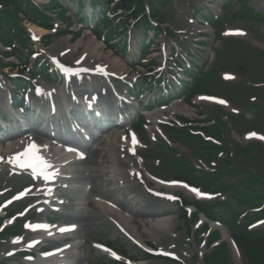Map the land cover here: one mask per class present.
I'll return each instance as SVG.
<instances>
[{
	"label": "rangeland",
	"instance_id": "374dc122",
	"mask_svg": "<svg viewBox=\"0 0 264 264\" xmlns=\"http://www.w3.org/2000/svg\"><path fill=\"white\" fill-rule=\"evenodd\" d=\"M88 0H84L83 4H86ZM175 2L168 5V7L165 9V12H173L175 11L177 14L176 18L168 19L166 22H170L173 28H175L172 21H174L178 27L182 28H188L192 29L193 25L191 24L188 26L187 22H185L186 15L193 14V10L191 9V4H195L196 6H201L204 0H174ZM37 5H41L44 7V4H47L45 2L47 1H41L36 0ZM69 0H61V3L68 5ZM77 2V1H76ZM76 2H72L74 5L72 16L75 19L74 22H72V25L75 29L79 31L80 28H82V35L79 37V39L72 38L71 35L67 34H59L55 38H53V43L50 46H46L45 48L41 46L40 44H37V48L41 50L46 58L49 59L51 56L56 57H63L67 59V61H72L73 64H76L77 59L80 57V55L86 51H89L88 49L91 48L90 41L93 39L92 34L85 28L86 26H82L83 24H79L80 21H77L80 19V17L76 18L77 15L76 11L78 8V4ZM250 5L255 7L257 9V12L264 13V0H252L250 1ZM237 6V5H236ZM84 13V11H83ZM82 13V14H83ZM263 18V17H262ZM167 19V18H166ZM228 24H225L227 28H237V27H244L247 30H250V34L246 37L240 38V40H244L248 45H252L257 52L263 51L264 52V22H245L242 21L237 22V20H231L226 19ZM264 20V18H263ZM57 27H59V30H65V26L62 25L59 19L56 20ZM224 26V28H225ZM143 32V31H142ZM152 34V33H151ZM133 39L130 40L132 43V46H135V48L131 51H129V54H133L136 56L135 52L137 49H139L140 40L142 39V33H138L136 31L133 32ZM153 35V34H152ZM215 38V34H212L209 38L210 41H213ZM166 41L170 44L171 39H166L165 34L159 36L158 42L159 45ZM218 49V58L215 64V68H213L210 72H206L205 74L202 72L201 76H198L195 79V84L189 91L190 96H194L196 93H206V91L215 94L220 93V95L226 97L224 90H223V83L221 81L220 71H226L229 70H236L239 71V79L241 78L242 82L244 84V88L239 91L238 95H241L245 97V102L248 104H254L256 106H262L264 105V102L261 101V99L258 101L261 103L259 105L257 102H253L251 97H259L261 94V91H264V77H258L255 75L251 69L257 65V60H255V56L253 53L249 51V54L247 55H239L237 52L239 49L246 48V45L244 43H233L230 40H226V43L223 44L221 40L216 42ZM103 46V45H102ZM252 46H250L252 48ZM102 56L106 59V64L109 65L111 70L119 71V72H131V70L127 69V66L131 65L129 62V58L125 55L123 56L121 52L113 53L109 51L107 48L102 47ZM253 49V48H252ZM205 52L203 53V55ZM205 56V55H204ZM204 56L201 59H204ZM159 58V57H158ZM115 60L116 62H113ZM262 61V59L260 58ZM206 66L211 67V63H208ZM52 71L53 67H51ZM5 72L0 70V107L5 106V94L10 90L7 86V76L10 75L11 72L9 69H5ZM238 76V75H237ZM238 79V80H239ZM39 84H41L44 88L43 97H41L39 102H44V100H48L51 98H56L58 95L57 90L61 87L65 88L64 84H61L58 86H53L51 84L46 83L43 79H39ZM238 80L236 82H238ZM32 98L33 94L31 95ZM180 106V105H179ZM210 106V105H208ZM182 112L185 110V105L180 106ZM213 107V106H211ZM232 108H236L241 110V112L247 111V106L245 103L234 104L231 106ZM231 107L229 109H224L226 112H229L231 110ZM264 107V106H263ZM200 109L206 110V105L202 104L199 107ZM192 111V110H191ZM194 111V110H193ZM215 113H218V107L212 109ZM180 112V109H179ZM178 112V113H179ZM194 112H197L195 110ZM171 113V112H170ZM169 113V114H170ZM209 113V111H207ZM264 113V112H263ZM262 113V114H263ZM172 114V113H171ZM256 114V112H255ZM28 116V115H27ZM231 116V121L233 119V115L229 112L226 114L225 121ZM264 117V114H263ZM203 118V117H202ZM248 121L249 127H241L243 130L242 132H246V130H252V129H258V126L261 124L263 126H260L261 129H258L262 133H264V119L261 120V123L259 122L257 117H248L244 119ZM227 124H229V121H226ZM137 125V131L139 136L142 139V143L145 147L150 148L153 141H149L146 132L144 131L142 124H136ZM163 134L166 135L169 139L172 141L175 140V144L173 146H176L178 149L182 150L183 153L189 156L190 150L193 151L192 145L187 144V148L184 146H181L176 141H181L178 137V131L175 128H171L168 126H163ZM116 134V132L112 131L106 134L101 138V143H105L103 149H107L104 151V153L100 152V155L102 158L93 156V153H91L90 157L84 161H79L78 165H76V168L78 169L77 177L74 178V180H69V183L72 184V186H82L83 191L85 192L87 187L86 196L88 197V200L86 202V205L81 206L77 203H80V200L82 199L81 196L82 192H80V189H66L65 187L61 188L59 187L56 191H54L55 196L57 197L58 194H60L61 198H63V201L65 199V205L63 208L64 213L63 214H50V210L46 209L42 215H40L36 210L35 212L31 213V219L37 220L40 217H48L49 219H54L56 222L61 223H71L74 222L77 223L80 231L76 233L77 238L80 237L83 238V240L87 241V249L90 251L91 257H87L88 260H95L98 257L102 256L101 252L94 251L93 249V241H99L102 240L104 242H110V238L113 237V239H116V237H121L122 241L126 244V250H128V255L131 257H135L136 259H144L145 253L139 249L136 245L130 243L126 238L120 235L118 230L114 227L113 220H118L124 222L128 227H130L132 233H134L138 238L142 240H146L147 242H150V244H153V246L158 248H164V249H173L178 256L180 255V258H183L184 261L190 262L192 260V257L194 256L195 259L198 261H201V258H197L195 256L196 253H200L201 255L205 254L206 251L205 246H196L194 244L193 236H188L186 233V226L185 224L180 221L179 215L180 211L178 209V206H169V203L166 201L162 202L156 197H152L149 194L147 195L143 189L147 186H151L152 182L147 178V170L145 168H141V172H138L137 170L134 173V176L128 175V179L126 181L127 184L123 185V183L119 179V172L112 169V160H111V152L115 151L116 156L120 155L122 152L120 149H117V144L114 140L113 135ZM158 133H156L157 135ZM237 140L239 143L244 142L246 143L247 140H245V136L243 134H238ZM109 136L112 138V142L107 143L106 137ZM40 140V136L38 137ZM165 139V138H164ZM164 141V140H163ZM254 141V140H253ZM252 141V142H253ZM163 143V142H161ZM249 143V142H247ZM19 145V144H18ZM18 148V147H17ZM17 148L14 150L16 151ZM9 147L6 145L4 148L0 146V158L4 159V163H0V203L7 200L8 197L16 194L18 191L21 193H27L29 196L32 194H38L39 188L42 187V184L44 183V180L40 178H34V175H29L30 177H27L25 175H18L14 170L12 169V166L10 164H7L6 161H9V157L12 155V151H8ZM102 151V150H99ZM148 150L142 149V154L147 153ZM53 153H55L53 151ZM128 158L131 160L132 164H134V159L132 158L133 155H130L129 152H127ZM155 154L149 153L145 156V159L148 161V165L146 166L150 172L155 173L156 175H159L156 173L154 166L151 165L153 161H155L156 164H158L159 161L154 158ZM116 160L121 162L122 168H124V163L122 160V157H115ZM127 159V158H125ZM128 160V159H127ZM129 161V160H128ZM6 163V164H5ZM190 164L194 165H200L203 167L201 170H213L211 167L209 169H206L205 166L202 164V162L199 159H194L192 162H189ZM164 165H168L165 161L162 162V167ZM136 166V164L134 165ZM244 174L239 176L240 178H243ZM33 177V178H32ZM168 178H172V176H168ZM234 177H230L232 180ZM245 178V177H244ZM235 179V178H234ZM233 179V180H234ZM249 179V178H245ZM232 180V181H233ZM231 181V182H232ZM237 181V180H234ZM64 180L61 181L60 185H64ZM58 185V184H57ZM30 186V187H29ZM29 187V188H28ZM28 188V189H26ZM85 189V190H84ZM108 194L102 193L101 191H108ZM132 191V192H131ZM43 195L45 196L47 193L43 192ZM83 192V193H84ZM100 196L106 201H113L116 205H118L119 213L114 212L111 209H108L106 205L99 204L95 201V198ZM184 199L186 198L183 196ZM215 198H221L220 196H216ZM121 199L126 200V204H128L127 207H123L121 204L124 203L121 201ZM189 198L187 197V200ZM142 201V202H139ZM40 202V200L37 198L33 203ZM32 202L24 203L22 204V208H24L27 204H33ZM145 207V209H142V207ZM126 206V205H125ZM45 207V206H44ZM21 208V207H20ZM47 208V207H46ZM150 212L146 213L144 212ZM167 210H173L171 214L174 216L173 222H172V230L170 232L165 231L164 229H157L155 231L151 230L146 231L147 229L151 228V224L149 220H154L155 217L158 216V214L164 218L166 216ZM21 211V210H20ZM19 213V212H18ZM157 213V214H156ZM0 214H3L1 212ZM151 216V217H150ZM124 218H126L127 223L125 222ZM137 221L142 222L144 229L142 230L141 226L137 224ZM24 223V221H23ZM135 226L137 229V235L134 230H132V227ZM25 228V225L23 226ZM23 228V232H20L21 235L27 236V231ZM179 235V237H178ZM189 237V238H188ZM27 239V238H26ZM0 256L3 257L2 253L4 255L10 254L11 250H16L14 252L15 255L10 256L7 260V264H29L26 263L25 260L21 257L20 254H17L18 252L23 249V246L13 249L11 241H2L0 240ZM48 247H53L50 242H47ZM199 244V243H198ZM61 244H56V246H60ZM82 259L79 260L80 264H82L83 258V249L81 250ZM21 257V259H20ZM5 258V257H4ZM193 264H196L195 260H192ZM203 263V260H202ZM205 264V263H204ZM215 264H220L218 262H215Z\"/></svg>",
	"mask_w": 264,
	"mask_h": 264
},
{
	"label": "trees",
	"instance_id": "16d2710c",
	"mask_svg": "<svg viewBox=\"0 0 264 264\" xmlns=\"http://www.w3.org/2000/svg\"><path fill=\"white\" fill-rule=\"evenodd\" d=\"M0 3H2L7 8V11L0 12V31L3 32V37H2L3 41L10 43V41L16 37L19 40H22L23 36L25 35V32L24 29L21 28L19 20L17 18V12L18 11L22 12L23 10L22 1L17 2V0H0ZM10 3H12V6H15L16 8L14 7L11 8ZM29 6H30L29 10L32 12L35 11L37 17L46 18L45 14H43L38 7L32 4H29ZM209 183H216V182L215 180H210V179L201 182V184L204 186L205 184L208 185ZM234 199L238 200L239 202L244 200L241 196H236L234 197ZM202 209L206 211L205 208ZM211 211L212 209L210 208L206 212H209L208 214L210 215V217L211 216L214 217ZM225 211H226V215L223 218V220L226 223L230 224L233 234H235L238 242L242 246L244 255L247 257V259L254 262L255 264H264V228L254 232H249L247 230L248 223H250V221H252L253 219L250 220L249 222L239 224V222H237V218L239 216L237 215V209H232L231 207H227ZM258 216L263 217L264 214H258ZM111 264H118V263H111ZM223 264H230V263L224 262Z\"/></svg>",
	"mask_w": 264,
	"mask_h": 264
},
{
	"label": "bare ground",
	"instance_id": "6f19581e",
	"mask_svg": "<svg viewBox=\"0 0 264 264\" xmlns=\"http://www.w3.org/2000/svg\"><path fill=\"white\" fill-rule=\"evenodd\" d=\"M31 28H32V31L35 32V34L39 37L47 32L43 28H39L35 25L32 26ZM88 50H89L87 52L88 56H97L99 51H100V47L97 45L96 42H94V44L91 45V48H89ZM167 109H170V108H164L161 111H164ZM175 111H177V110H175ZM159 116H160L159 113H150L149 117L153 120V122L155 124H157V122L159 120ZM112 138H114L116 144L118 143L119 140L123 139V141L125 142V145L122 143L123 147L130 148L132 151H134L138 154L137 150L140 149V145H141V141L139 140L138 136H135L133 134V137L128 139L124 135H121V132H118L117 135H114ZM112 138L106 137L107 142L114 141V140H112ZM106 150L107 149H103L102 151H99L98 149H95L93 151V156H96V154H97L98 155L97 157H99V160H100V158H102V156L100 155V152L104 153V151H106ZM19 151H22V149H20ZM56 151L58 152L57 155H61V157L59 158V161L56 160V157L54 159L49 160V162H52V164H51L52 167H49L46 169L43 167V169L41 170V173L43 171L49 172V171L53 170V172L51 173L53 177L56 176L57 174H59V176H61V177L62 176H68L70 174L75 175V173H74L75 167L73 166L74 163L76 164L75 161L77 160V159H75V155L72 153L60 151L59 148H56ZM114 157H115V155L113 153H111L112 169L119 172V174H123V171L120 167V163L116 162ZM140 162H143L142 159L140 160ZM124 163L126 164L128 162L126 160H124ZM12 164H13V167L15 168L16 171L21 169V166L18 163L12 162ZM53 174H55V175H53ZM101 192L106 193L105 191H101ZM98 203L106 205V207L108 209H111L114 212L119 213V210L114 205H111L110 202L108 203L107 201H104V199H101L100 197H98ZM143 208H145V207L143 206ZM172 219H173L172 217H166L164 220H159L156 218L152 221L149 220V221H151L150 224L152 227L147 229L146 231L151 232V230L155 231L156 229H164L165 231L170 232L172 230V227H173V225L171 224ZM124 220L127 223L126 218H124ZM137 224L139 226H141L142 230L144 229L142 222L137 221ZM132 228H133L134 232L137 234L136 227L133 226ZM137 235H139V234H137ZM63 237L65 238L66 236L63 235ZM80 242H81V240L79 238V241L76 244H71L67 248V250H69L70 252H73L71 254L73 255L74 258H76L77 253L80 252L81 248H83V245L79 244ZM63 252H65V255H66L67 252L66 251H63ZM73 257L70 258V256H68V255L67 256L63 255L62 256L63 259L61 257H57V258L63 262L71 263V262H73Z\"/></svg>",
	"mask_w": 264,
	"mask_h": 264
},
{
	"label": "snow or ice",
	"instance_id": "6c2138e0",
	"mask_svg": "<svg viewBox=\"0 0 264 264\" xmlns=\"http://www.w3.org/2000/svg\"><path fill=\"white\" fill-rule=\"evenodd\" d=\"M220 102H221V103H224L223 101H220ZM73 151H74V150H73ZM37 152H38V147H37V145H36L35 143H31V144H29L27 150L23 153V155H25V156L35 155V153H37ZM81 158H82V154H81ZM17 159H19V156L17 157ZM36 159H40V160L42 161V163H43L45 169H46V168H49V167H52V165H51L50 162L43 161L41 157L36 156ZM53 175H55V174H53ZM45 178H46V179L49 178V177L47 176V174H45ZM192 191H193V192H196L197 195H200V193L198 192V190H196V189H192ZM37 227H44V228H46L47 225H38ZM62 230H65V229H62ZM106 251H108V250L106 249ZM112 255L115 256L116 254H115V253H112ZM117 259H119V257H117Z\"/></svg>",
	"mask_w": 264,
	"mask_h": 264
}]
</instances>
